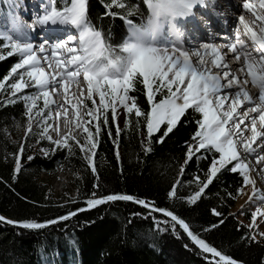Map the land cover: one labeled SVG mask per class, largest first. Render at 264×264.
I'll list each match as a JSON object with an SVG mask.
<instances>
[{"label":"snow or ice","instance_id":"6c2138e0","mask_svg":"<svg viewBox=\"0 0 264 264\" xmlns=\"http://www.w3.org/2000/svg\"><path fill=\"white\" fill-rule=\"evenodd\" d=\"M143 3L148 15H141L138 24L129 19L139 12L138 5L125 3V0L104 3L105 12L99 20L105 16H119L127 25L128 35L118 47L108 42L110 33L106 39L102 27L92 23L88 0H65L61 6H58V0H48L42 14H38L31 24L10 13L9 25L6 29L0 28V41H3L0 60L13 54L20 58L0 78V103L23 102L27 118L25 141L35 136L37 143L41 140L49 142L50 147L40 149L44 155L60 149L71 152L75 145L94 174V158L102 131L111 138L114 126V144L118 147L122 131L119 116L125 117V128L135 124L146 130L143 144L147 153L152 151L154 134H159L155 142L162 143L177 128L186 112L192 110L200 118L196 120L197 128L190 138L192 142L185 141L187 150L180 174L194 158H210V163L205 179L197 174L190 182L197 184L198 190L185 198L187 203L194 204L200 199L214 178L218 179L225 171L242 177L243 184L237 188L238 193L245 191V186H251V192L257 193L256 181L250 174L254 166L249 158H254L255 166L264 173V0H243L242 8L251 13L252 19L246 20L243 13L239 15L234 38L217 33L203 41L199 31L202 26L209 27V22L198 15V9L209 6L214 9L218 6L216 0H143ZM113 8L119 11H113ZM37 27L42 33H52L54 38L42 34L38 41L34 40L31 33ZM215 39H224L227 43L218 45ZM230 60L238 68L234 69ZM81 77L87 91L85 93L80 87L76 94L71 89L73 85H81ZM137 82L145 91L149 106L146 110L139 105L135 95H130ZM249 84L258 90V100L250 94ZM26 89L34 91L29 94L24 91ZM61 94L62 100L54 99ZM85 100L91 101L90 107ZM61 117L64 124L73 125V129L63 135L60 134ZM246 119L250 123H246ZM24 148L21 144L18 153L14 154V174L21 169L20 153ZM116 156L119 159L118 150ZM32 158L28 156L29 160ZM179 183L178 177L169 197H175ZM228 195L232 196V193ZM253 199L250 194L248 201L253 202ZM117 200L134 201L150 213L169 217L170 220L165 221L153 217L157 231L171 228L176 233L178 225L203 253L211 254L205 256L209 264L212 261L215 264H241L200 238L173 211L130 194L111 193L96 197L93 193L86 199L84 208L69 210L43 222L16 221L4 216H0V222L25 229H41ZM211 211L217 217L222 216L215 208ZM257 216H264V209L258 206L251 214L250 229ZM161 223L167 227L160 228ZM218 223L222 224L223 220ZM259 237L264 239V232H259ZM244 238L250 243L259 242L255 233H245Z\"/></svg>","mask_w":264,"mask_h":264},{"label":"trees","instance_id":"16d2710c","mask_svg":"<svg viewBox=\"0 0 264 264\" xmlns=\"http://www.w3.org/2000/svg\"><path fill=\"white\" fill-rule=\"evenodd\" d=\"M106 2L108 0H88V14L94 25L102 27L106 39L110 33L108 42L118 47L128 35L127 25L119 16L98 19L105 12ZM125 3L138 5L139 12L129 17L134 23L141 22V15H148L143 0H125ZM18 60L17 54L0 60V78ZM130 95L136 96L143 109L149 107L139 82ZM24 112L21 101L8 105L0 103V216L16 221L43 222L69 210L84 208L86 199L93 193L96 197L111 193L130 194L173 211L200 238L241 264H264V239L257 237L259 242L251 243L247 238L242 239L245 233L252 234L245 222L251 219L250 213L245 214V220H240L232 212L240 193L237 188L243 184L238 173L225 171L218 179L214 178L194 204L185 199L198 190L197 184L190 183L193 177L198 174L205 179L210 163V158H194L180 174L187 150L185 141L192 142L190 138L197 128L199 114L188 110L162 143L155 142L159 134H154L152 151L147 153L143 144L146 130L135 124L121 128L118 147L114 144L115 127L112 126L111 138L102 131L94 158V174L76 146L71 152L60 149L48 155L38 149L30 150L29 146L36 138L30 136L25 141V135L20 132H25L27 118ZM39 143L45 148L44 140ZM21 144L25 145L20 153L21 169L14 174V154L18 153ZM28 156L33 158L29 160ZM59 167L70 169L73 177L71 191L56 195L44 176L51 179ZM178 177L180 183L175 197H169ZM97 183L98 187L94 188ZM213 208L222 216L214 215ZM153 217L170 220L163 214L150 213L134 201L117 200L41 229H25L0 222V264H63L67 261L77 264H209L205 256L211 254L203 253L178 225L176 233L171 228L157 231ZM220 220H223L222 224L218 223ZM210 225L216 227L210 228ZM166 227V224H160V228Z\"/></svg>","mask_w":264,"mask_h":264},{"label":"rangeland","instance_id":"374dc122","mask_svg":"<svg viewBox=\"0 0 264 264\" xmlns=\"http://www.w3.org/2000/svg\"><path fill=\"white\" fill-rule=\"evenodd\" d=\"M15 2H16V0H13L11 5H9V0H2V2L0 4V28H5L6 26H8L10 13L13 16L16 15L15 14L16 12L13 13V11H12L13 7L15 5L14 4ZM19 58L20 57L18 56V59ZM230 62H231V60H230ZM33 91H34L33 89H26L25 92L30 94ZM97 100H98V97H97ZM39 103L42 104V101H40ZM85 103L89 107L91 106V101L86 100ZM119 111H120V109H118V112ZM124 120H125L124 116L121 115L118 117V122H119L121 128H123V126H124ZM20 132L22 133L23 136L25 135L24 131L20 130ZM76 132L79 135V131L76 130ZM52 134L55 137V132H53ZM44 141H45V148L50 147L49 142H47L46 140H44ZM31 143H32L31 144L32 146H29L30 150H32V149L37 150L38 149L39 151H41L40 149L42 147L40 146V143H37V142H31ZM74 146L75 145H73V147ZM249 159L251 160V162L254 166L253 170L251 171L250 174L255 179V181L259 184V188H258L257 193L251 194L254 197L253 202L248 201V196H249L248 195V193H249L248 186H245V191L239 193L238 200L236 202L235 207L232 209V212L240 220H243V219L245 220V214H248V213H250V217H251L252 212L255 210V208L257 206L264 209V202L261 201V197L264 196V173H261L258 170V167L255 166L254 158L250 157ZM72 177H73L72 171L70 169H66L65 167H59L57 169L56 175L53 176L51 179L50 178L48 179V177L44 176V178L51 183L52 190L56 193V195H61L65 190L71 191V179H72ZM242 200L245 201L244 205L241 203ZM245 222H247L248 224H251L252 218L249 221H245ZM251 229H252V234L255 233L257 235V237H259V232H264V216H257L255 225Z\"/></svg>","mask_w":264,"mask_h":264},{"label":"bare ground","instance_id":"6f19581e","mask_svg":"<svg viewBox=\"0 0 264 264\" xmlns=\"http://www.w3.org/2000/svg\"><path fill=\"white\" fill-rule=\"evenodd\" d=\"M28 2H30L31 3V10H28L27 8H26V6L25 5H27L28 4ZM39 3V0H16V2L14 3L15 5H14V7H13V13L14 12H16L15 14V17L17 16V12H18V10H19V8H21V9H24V11H27V13H33L34 11L36 12V13H40L43 9H42V6H40V4H38ZM36 4H38L37 6H36ZM238 9L239 10H241L242 11V13L245 15V19L246 20H251L252 19V16H251V13H248L246 10H244L243 8H242V4H239L238 5ZM17 18L20 20V21H23V19H20L19 18V16H17ZM9 25V24H8ZM239 25V19H238V21H236L235 20V18L233 19V21H232V24H231V27H229V28H227L226 30H225V32H224V35H222V36H228V37H230V38H234L233 37V33H234V30L236 29V27ZM7 27V26H6ZM5 27V28H6ZM202 29V28H201ZM200 29V32H199V36H200V38H201V41H203V40H207L208 39V37L210 36V35H208V34H206L204 31H202ZM33 33V32H32ZM32 33H31V35H32ZM212 37H214V36H212ZM218 41H222L223 43H227V41L226 40H224V39H222V40H217V39H215L214 40V42L215 43H217ZM18 56V55H17ZM230 62V61H229ZM231 64H232V67L234 68V69H236V68H238V65L237 64H235L233 61H231L230 62ZM46 70H47V68H46ZM81 81H82V77H81ZM80 87H83V89H84V91H85V93H86V88L85 87H87V85H86V82H83L82 81V83H81V85L80 86H77V85H73V88L71 89V91H73L74 93H76V94H79V90H80ZM248 90H249V92H250V94L253 96V98H254V100H258V90L257 89H255L254 87H252L250 84H249V86H248ZM62 98H63V95L61 94L60 96H54V99H57V100H62ZM86 101V100H85ZM251 105H249V107H250ZM244 106H241V108H243ZM55 108H53V112H55ZM82 111H83V108L81 109ZM61 111H62V109H61ZM71 115H72V112H71V109H70V111H69V116L71 117ZM54 122V121H53ZM246 123H250L247 119H246V121H245ZM59 124H60V134L61 135H63L64 133H66V132H69L72 128H73V125L72 124H64V122H63V118L61 117L60 118V121H59ZM55 137H56V133H55ZM255 187L257 188V190H258V188H259V184L256 182V185H255ZM248 191H249V193H248V195H250V194H252V192H251V186H248ZM247 191V192H248ZM264 197V196H263ZM261 201L262 202H264V199H261ZM245 201L244 200H242V204L244 205L245 203H244ZM68 264H77V263H74V262H70V263H68Z\"/></svg>","mask_w":264,"mask_h":264}]
</instances>
